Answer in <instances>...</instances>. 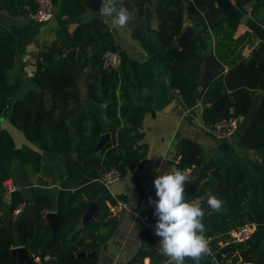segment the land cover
Returning a JSON list of instances; mask_svg holds the SVG:
<instances>
[{"label": "trees", "instance_id": "1", "mask_svg": "<svg viewBox=\"0 0 264 264\" xmlns=\"http://www.w3.org/2000/svg\"><path fill=\"white\" fill-rule=\"evenodd\" d=\"M152 1L124 0V5L136 9L142 26L148 31H152V21L156 17L159 23L156 36L161 45L175 42L184 30L186 17L195 25L204 26L183 48L175 46L166 53L165 64L171 74L170 87L184 95L193 94L201 87V100L206 104L202 115L209 125L230 116L246 117L253 111L245 131L239 136V144L250 150L263 149L264 41L258 43L249 58L242 59L233 42L239 22L223 15L216 0H158L153 9ZM235 1L239 5L249 6L252 17L264 25V0ZM24 3L26 0H0V7L16 10V7L20 8ZM74 41L79 47L78 62L86 71L88 97L99 103L111 100L106 107L111 138L102 149L96 151L104 130L97 114L84 110L76 121L77 146L73 150L70 120L81 107L79 85L70 69L63 45L54 44L41 52L34 75L40 90L31 89L22 99L13 102L9 122L37 147L23 145V164L31 163L38 169L45 154L60 156L67 165L66 180L55 194V202L52 203L45 195L35 198L33 210L36 220H23L17 238L12 231L13 212L25 201V197L18 190L12 193L8 207L10 217L0 213V264H19L17 256L12 253L17 242L25 246L33 257H40L39 264H96V256L78 257V253L96 250L98 243H104L112 236L117 223L107 220L110 209L105 202L94 218L76 230L80 219L90 203L105 189L100 181L103 172L118 168L124 174L128 167L138 163L146 153L145 146L139 145L143 137L139 129L150 109V99H144L141 104L134 102L136 93L142 89L137 61L119 50L108 25L99 16H93L90 21L80 24L74 32ZM107 51L120 56L119 66H103ZM15 55L14 38L0 34V90L6 84L9 70L14 66ZM226 66L229 68L226 69ZM204 72L209 74L206 85L200 83ZM260 92L262 96L255 103L254 99ZM47 94L51 104L47 102ZM14 151L13 136L8 130L2 129L0 182L12 177ZM202 162V148L192 140L185 139L177 169L183 171L194 168ZM210 168H214L210 181L200 185L201 177L198 176L186 184V199L202 195L208 187L213 188L221 180L220 170L214 163L210 162L203 167L204 170ZM246 176L244 169L235 165L228 166L221 180L223 186L215 194L224 202L221 210L236 211L248 200L251 188L246 182ZM207 199L200 206L204 211L202 222L209 251L201 255L200 262L231 264L226 261L237 251L242 253L246 247L240 244L221 250L220 243L233 230L255 222V217L244 212L222 219V211L210 209ZM260 205L264 214V181ZM1 209L0 205V212ZM50 210L64 218L56 235L51 225L45 222L46 213ZM106 227L109 229L104 232ZM48 254L52 258L44 261ZM144 255L150 257L151 264H166L167 259L154 251L144 252L142 257ZM242 258L239 264H264V247L257 258L251 255H243Z\"/></svg>", "mask_w": 264, "mask_h": 264}, {"label": "crops", "instance_id": "2", "mask_svg": "<svg viewBox=\"0 0 264 264\" xmlns=\"http://www.w3.org/2000/svg\"><path fill=\"white\" fill-rule=\"evenodd\" d=\"M52 1L54 15L47 22H40L30 14V11L37 7V0H26V3L20 8L16 7V10L0 7V34L11 36L16 41L14 66L9 70L6 84L0 90V132L2 129L8 130L15 142L12 177L0 182V205L2 206L0 213L7 218L10 217L8 207L12 193L4 197L8 182H12L16 190L21 191L25 197V201L20 203L17 210L13 212L12 231L15 238L18 236L23 220L26 218L36 220L33 210L36 197L45 195L52 203L55 202V194L63 187L66 180L67 165L60 156L48 154L44 155L38 169L31 163L23 164L21 158L23 145L37 147L27 140L21 130L9 122L13 102L22 99L31 89L40 90L34 75L41 52L54 44H60L65 47V54L74 50L77 56L79 47L74 41L76 28L90 21L93 16L101 17L98 11L100 0ZM232 1L244 13V19L239 22L238 30L233 37L234 47L239 57L247 59L258 43L264 41V25L252 17L249 6ZM120 2L126 7L124 0ZM157 2L158 0L152 1V9ZM126 8L130 13V20L125 26L114 25L110 20L101 18L112 32L119 50L138 63L142 89L136 93L134 102L141 104L144 99H150V109L146 112L139 129L143 135L139 145L145 146L146 153L138 163L128 167L120 180L106 186L97 199L91 202L92 205L82 215L76 230L82 227L84 222L94 218L103 202L110 209V205L115 200L125 199L128 208L121 214L115 216L109 210L107 220H114L117 225L106 242L98 243L96 264H151L149 256L142 257L144 252L154 251L163 255L158 248L159 238L146 229L140 214L149 212L153 215V206L149 204V197L155 199L153 179L158 174L157 168L163 171L177 169L182 154V143L185 139H190L203 151L202 164L193 168V180H196L198 176L201 177L200 185L210 181L213 175L214 168L203 169L210 162L220 170L221 180L224 179L230 165L238 166L246 171V182L251 188L250 197L236 211L222 209L221 218L229 219L237 213L244 212H249L255 217L254 223L257 227L253 239L243 244L246 248L242 253L239 251L236 253H239L241 262L243 255L257 258L264 247V214L260 205L264 181V148L250 150L239 144V136L245 131L253 111L246 117H240L238 129L232 138L218 140L206 129L207 123L202 115L206 104L201 100V87L189 95L181 94L177 89L170 87L171 74L165 64L166 53L175 46L183 48L186 41L193 36L192 30L197 25L186 17L184 30L176 37L175 42L161 45L156 36L159 24L156 17L152 21V31H148L142 26L136 9ZM72 67L76 71L82 97L81 107L70 120L72 148L75 151L77 146L75 125L80 113L84 110H91L97 114L104 133L109 134V141L111 132L106 107L111 100L107 99L102 103L92 101L88 97L86 71L78 68L74 60H72ZM228 68L226 66V69ZM205 73L201 76L204 83L209 79ZM258 94L262 96L261 92ZM46 97L50 98L48 94ZM221 180H218L213 188L208 187L202 195L186 200L200 205L210 195L218 192L223 186ZM93 211L95 212L92 215ZM45 222L49 223L47 218ZM108 229L109 227L104 228V232ZM16 246H20L18 242ZM163 256L167 259L166 264L169 263L170 259ZM30 257L35 264L41 261L39 257L32 255ZM230 260L231 258L226 263H230Z\"/></svg>", "mask_w": 264, "mask_h": 264}, {"label": "clouds", "instance_id": "3", "mask_svg": "<svg viewBox=\"0 0 264 264\" xmlns=\"http://www.w3.org/2000/svg\"><path fill=\"white\" fill-rule=\"evenodd\" d=\"M98 11L101 17L114 25L125 26L130 20L129 11L120 0H100ZM157 173L153 179L155 199L149 197V204L153 206L156 218L153 231L159 238V251L172 264H186L189 258L199 261L201 255L209 251L202 222L204 211L199 204L186 200L187 176L184 171L157 168ZM206 202L217 212L224 203L216 195H210Z\"/></svg>", "mask_w": 264, "mask_h": 264}, {"label": "built area", "instance_id": "4", "mask_svg": "<svg viewBox=\"0 0 264 264\" xmlns=\"http://www.w3.org/2000/svg\"><path fill=\"white\" fill-rule=\"evenodd\" d=\"M37 8L32 13V16L40 21L47 22L49 21L54 13H53V1L52 0H37ZM117 56L118 54L112 51H107L104 54L103 66L105 68H112L119 66L117 65ZM232 112V110H231ZM239 117L230 116L227 118H223L218 120L214 124H207L206 129L210 131L218 140H228L232 138L238 129L239 126ZM185 175L187 176V181L185 185L193 178L194 170L193 168H187L183 170ZM123 173L118 168H110L103 172L100 177V181L104 184V186H109L115 181H118L122 178ZM16 190L14 184L12 182H8L5 187L4 197H7L9 194L13 193ZM128 208V203L125 199H117L110 205L111 212L117 216L121 214L124 210ZM17 210V209H16ZM141 220L144 223L145 227L149 231H153V226L155 224V217L149 212L140 214ZM256 223H247L244 226H241L230 233V236L220 243V249H225L226 247L233 245L246 244L251 239L256 231ZM52 257L48 254L44 257V261L50 260ZM41 260V258L39 257Z\"/></svg>", "mask_w": 264, "mask_h": 264}, {"label": "water", "instance_id": "5", "mask_svg": "<svg viewBox=\"0 0 264 264\" xmlns=\"http://www.w3.org/2000/svg\"><path fill=\"white\" fill-rule=\"evenodd\" d=\"M216 2H217V5L220 8V10H221L223 15L230 16V17L236 19L238 22H241L244 19L243 11L237 5H235V3L232 0H216ZM203 29H204V26L194 27L193 30H192V33H193L192 35H195V34L201 32ZM187 41H186V43H187ZM186 43L184 44V46L186 45ZM66 56L68 57L70 69H71L74 77L76 78V73H75L76 71H74V69L72 67V60H74L76 62L78 68L83 70L81 68L79 62H78V58L76 56V52L74 50L70 51L69 53L66 54ZM119 60H120V56L118 55L117 56V65L119 63ZM205 76H207V78H209V74L208 73H205ZM76 80H77V78H76ZM77 82H78V80H77ZM200 83L202 85H206L207 84V82L204 83L202 79H201ZM78 85H79V83H78ZM260 98H261V95L258 94L255 97L254 102L257 103ZM47 102L49 104H51V99L47 98ZM108 138H109V134L108 133H104L102 135L99 143L96 146V151L102 149L106 145V143L108 141ZM90 205H92V203H90ZM90 205H89V207H90ZM94 212L95 211H93L92 215L94 214ZM46 218L48 219V221H49V223L51 225V228H52V230L54 232V235H56L60 224L64 221V218L60 214H58L56 211L47 212L46 213ZM12 253H13V255L17 256L19 264H35L33 262L32 258L30 257L31 254L29 253L28 249L25 246H16L15 248L12 249ZM87 256L88 257L96 256V250H93V251H91L89 253H87V252L78 253V257H87ZM240 262H241V258H240L239 253H235V255L231 258L230 263L231 264H239ZM167 264H172V262L170 261ZM186 264H202V263L200 262V259H199V261L194 262V261H192L189 258V259H187Z\"/></svg>", "mask_w": 264, "mask_h": 264}]
</instances>
